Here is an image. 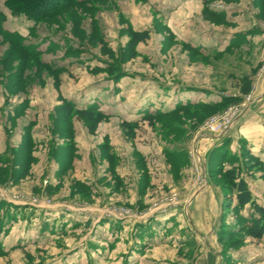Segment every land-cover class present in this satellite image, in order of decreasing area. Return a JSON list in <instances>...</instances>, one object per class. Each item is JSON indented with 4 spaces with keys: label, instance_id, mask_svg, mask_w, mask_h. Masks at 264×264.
I'll return each instance as SVG.
<instances>
[{
    "label": "rangeland",
    "instance_id": "obj_1",
    "mask_svg": "<svg viewBox=\"0 0 264 264\" xmlns=\"http://www.w3.org/2000/svg\"><path fill=\"white\" fill-rule=\"evenodd\" d=\"M0 10L5 12L3 28L17 30L25 43L37 46L42 61L51 67L37 73L32 60L26 84L13 86L9 69L1 65L9 44L0 35V167L18 171L27 129L34 138L28 175L6 181L0 172V201L5 202L0 216L8 228L4 242L15 243L12 250L0 247V264H95L96 260L110 264L143 259L149 264H195L212 231L198 232L195 221L188 218L192 196L209 182L222 191L225 181L219 173L211 175L207 163L219 141L204 153L201 134L222 138L220 144L229 139L231 160L225 167H240L249 187V181L257 182L264 194V167L246 168L243 148L248 145L235 136L239 119L256 102V91L260 86L264 89V17L259 15L258 0H90L40 22L25 13L12 14L4 0H0ZM135 30H149L151 36L125 56L121 50ZM95 36L105 40L106 51L98 41L90 40ZM230 44L235 46L227 50ZM111 63L124 72L118 81L108 71ZM53 70L59 73V88ZM245 76L252 81V89L243 94ZM197 87L232 99L205 111L197 108L184 113L175 118L172 129L160 120L153 124L142 120L141 109L151 105L166 109L189 99ZM60 96L80 109L96 104L108 116L91 133L89 123L76 110L69 122L64 121ZM258 106L264 107V101ZM225 113H237L227 130L217 134L203 129L208 118ZM125 119L139 122L133 136L127 135ZM174 145H183L186 152L180 164L190 170L183 177L165 151ZM139 149L151 154L142 156L143 162ZM143 163L149 165V179ZM188 184L192 193L186 195ZM43 203L52 204V210L46 213L40 208ZM61 203L73 207L88 203L85 206L91 210L79 209L86 215L78 216L63 210ZM95 206L98 209H92ZM178 206L187 212L182 220L171 215L147 230L154 240L145 244L151 250L144 256L140 239L131 236V221L148 209L158 216ZM126 209L129 214L123 213ZM95 210L107 212L114 220H128L131 228L113 233L102 225L101 231H95L93 221L86 220ZM178 221L184 225L183 232ZM167 222L171 232L166 231ZM228 222L235 221L231 217ZM167 233L171 238L162 242L167 245L154 248ZM191 234L198 237L195 247ZM238 249L242 250L236 259L231 252L237 249H231L223 264H264V239L257 242L246 235ZM155 257L169 259L156 261Z\"/></svg>",
    "mask_w": 264,
    "mask_h": 264
},
{
    "label": "trees",
    "instance_id": "obj_2",
    "mask_svg": "<svg viewBox=\"0 0 264 264\" xmlns=\"http://www.w3.org/2000/svg\"><path fill=\"white\" fill-rule=\"evenodd\" d=\"M88 1L90 0H4V4L12 14L25 13L31 20L40 22L55 19L62 12L72 9L74 6H85ZM258 5L259 15L264 17V0H258ZM208 12L215 14L216 11L208 9ZM4 14L5 12L0 10V35H2L3 41L8 42L9 46L5 57L2 59L1 65L2 68L9 69V79L12 85L19 84L24 86V84H26V77L28 76V68L32 67V60H35L36 62L37 73H41L44 68L51 69V67L42 61V52L37 46L25 43L24 36L18 33L17 30H8L3 28L2 22L5 16ZM237 35L242 37L243 33H238ZM150 36L149 30L133 31L126 47L121 50L123 55L125 54L126 56L136 52L138 43L146 42ZM90 40L98 41L97 43H100L106 51L107 45L102 37H90ZM234 46L235 45L231 46L230 44L227 47V50L233 49ZM191 49L194 50L193 47ZM107 53L110 55L114 54L111 49H107ZM115 65V63H111L108 71L118 81L123 76L124 72L120 70L118 65V68L115 69ZM53 72L56 74V85L57 88H59V73L56 70H53ZM244 79L245 84L242 88V93L246 94L252 89V81L247 76H245ZM12 85L11 87L14 86ZM60 98L63 100V103L59 109L64 112V121L69 122L76 110L78 111L79 116L84 117L89 123V131L91 133H94L99 123L108 116V114L101 110L96 104H89L80 109L76 107V104L72 100L62 96H60ZM231 99V96H223L219 103H194L190 101L178 102L172 109L167 111H163L161 108L152 109L151 107H148L142 110L141 117L142 120L149 122V124H153L156 120L163 121L165 126L172 129L176 127L173 123L175 118L180 117L182 114L190 113L197 108H203L205 111L210 107L220 106ZM122 124L127 129V135L129 137L134 135V131L139 126L138 121H129L126 119ZM33 143L34 138L31 129L29 128L23 135L22 145L20 147L23 153V157L21 156L19 158L22 163L20 169L18 171L13 169L9 172L8 169L4 170L0 167L2 175H4L5 178L7 177L6 181L14 179L20 180L28 175L34 159L31 152ZM229 143L230 140L225 139L223 143L212 148L208 154L207 161L210 174L214 175V173H219L225 179L224 183L221 185L223 202L217 235L218 241L222 246L221 254L226 263L228 262L229 251L231 249L240 248L245 243L246 235L258 241L264 238V205L258 202L255 198L248 183L242 175L243 171H241L240 167H237L235 164L231 165V167H225V163L230 162L231 160L228 149ZM165 151L169 158L173 161V165H175L176 168L181 169L182 165L180 164V157L186 156L183 145L175 148L165 147ZM137 154L140 155L143 162L142 153L138 151ZM243 157L246 158L247 169L252 168L254 166L253 164L258 165L261 168L264 167V161L259 156L253 154L246 147L243 148ZM110 167L112 168V165ZM141 167L144 169L145 177L149 179L146 164L143 163V166ZM113 171H115V169H113ZM83 186H85V184ZM2 203L5 202L0 201V208L3 205ZM247 206L249 207V213L245 215L244 210ZM231 217L234 219V223L228 222V219ZM7 232L8 228L5 225L3 217L0 216V237L5 236ZM191 239L192 244L195 247L196 239L194 234L190 235V240ZM182 246L183 245L179 248L180 250L183 249Z\"/></svg>",
    "mask_w": 264,
    "mask_h": 264
},
{
    "label": "crops",
    "instance_id": "obj_3",
    "mask_svg": "<svg viewBox=\"0 0 264 264\" xmlns=\"http://www.w3.org/2000/svg\"><path fill=\"white\" fill-rule=\"evenodd\" d=\"M193 91L194 92L190 95L189 99H185V100H182L180 102L190 101V102H194V103H197V102H204V103H217L218 102L219 103L223 97L222 95H219V94L214 95L213 89H208L205 87L204 88L203 87L202 88L197 87V88L193 89ZM256 92L258 93L256 95V99H255L256 102L239 119L235 136L239 137V138L242 137V141L248 145V148L250 150H252V152L256 156H259L264 161V107H259V106L257 107V104L264 101V89H261V86H260L258 88V91H256ZM176 104H174V105H172L166 109L161 108V107H154L152 105H151V108L152 109L161 108L163 111H167V110L172 109ZM148 107H150V106H148ZM148 107H145V108H148ZM142 110L143 109H141L140 112H142ZM144 122H145V120H144ZM216 141H219L218 144H220V142L222 141V138L216 139L215 137H212V135L211 136L206 135V134L200 135V144H201L203 151H205L204 153H206V151L211 146L212 147L215 146ZM235 143L236 142L233 140V143L231 144L233 149H236ZM175 147H178V146H175V145L173 147L169 146V148H175ZM139 150L141 151L142 155L145 156V158H147L148 156L151 155V154L149 155V152H146V151L143 152L141 149H139ZM148 166H147V169H148ZM117 169L119 170V167H117ZM174 169L176 170V173L180 177L181 176L183 177V175L190 170L189 168H187V166L185 168L183 167L181 169L174 167ZM118 173L121 176L124 175L120 171H118ZM97 181H99V180H97ZM127 182L128 181H125V183H127ZM249 184H250V187H252L251 188L252 192H253L255 198L257 199V201L264 205V196H263L264 194H263V191L259 188L258 183L257 182L252 183V181H249ZM96 185L100 188V185L98 183ZM257 188L259 189L258 191H261L263 195L261 194L259 196L258 194H256L255 189L257 190ZM187 190H188L187 193L185 192L186 195L192 193V188L189 187V184L187 185ZM96 191H100V190H96ZM143 201H146V200H143ZM222 202H223V193H222L220 187L216 183H213V182L212 183L209 182V185L207 187H204L203 189L196 192L194 194V196H192L191 206L189 207L190 215L188 216V218L190 220L193 219L195 221V224H196L195 230H197L198 232H200L202 234L203 233L206 234V233H209L212 231L211 237H209L208 239H205L206 246H203L200 248V255H198L197 261L195 264H223V262L226 263L223 260V257L220 255L222 246L218 241L217 231L214 232L215 227H217V224H219V222H217V221L219 220ZM85 204H88V203H85ZM85 204L84 203L81 204V205H83V207H73V206L69 205L68 203H61L60 207H62V209L65 211L71 212L72 214L78 215L79 213H82V214L86 215L84 213V211L86 210L87 212H90L88 210H91V209H90V207H86ZM51 205L52 204H50V203H48V204L43 203V205H41L40 208L46 209L45 211L47 213V210L48 211L52 210ZM56 207H58V205H56ZM96 207L97 206L92 207V209H98ZM79 209H84V211L79 210ZM99 210H101V208H99ZM80 211H82V212H80ZM185 211H186L185 209H184V212L180 211V208L178 206L177 209L174 208L173 211H172V209L169 210L166 213V214H168L167 216H165L166 214L157 216V215H155V213H150V211L148 209V210L141 212L139 216H136V218H135L136 220L131 221V223L133 224V228L131 229V236H135V241H138V239H140L141 244H143L142 245L143 251L141 250L142 251L141 253H144V256L148 255L150 250H151L149 248V246H146L145 244H147L148 241H150L151 239L154 240V238H151L153 234L148 233L147 230L148 229H155L156 228L155 224H159L161 218H166L168 216L170 217L171 215L173 216L171 218L175 217L178 220H180V219L182 220L183 214L187 213ZM75 212H77V213H75ZM248 213H249V207L247 206L244 210V214L246 215ZM56 214H59V213H56ZM39 215H41L40 211H39ZM70 218H72V216L68 217V219H70ZM137 218H139V219H137ZM86 220H87V222L89 221V223H92V221H93V224H94L93 226H94L95 231L98 228L101 231L102 230L101 228L103 227L102 225H104V227L108 226L109 230H111L113 233H115V232L118 233V230H123L124 228H127V226L129 225L128 220L123 221L121 219H116V218L114 220V219H112L111 216L107 215V212L105 215L103 213V211L98 212L96 210L94 211V213H88V217L86 218ZM178 222L179 223H177V224L179 225V229L182 230L184 228V225L182 222H180V221H178ZM169 224H170V222H167V225H166L167 226V228H166L167 232L172 231L171 228H169L170 227ZM136 226H138V228H136ZM117 227L119 229H117ZM128 228H131V227L128 226ZM185 228H188V225ZM138 229H140V230H138ZM182 232H183V230H182ZM5 237H6V235L0 237V247L4 248L6 250L7 249L12 250L13 246H15L14 245L15 243L4 242ZM194 237H195L196 242H197L198 241L197 235H194ZM169 238H171V236H169L167 233V237L163 238L160 241L158 240L157 243L153 244L154 248L163 247V246L167 245V244L162 243V242H165V239L169 240ZM105 240L106 239L104 238V241ZM180 240H181V238H180ZM262 240H260V241L256 240V241L261 242ZM168 245H170V244H168ZM115 247H117V246H115ZM179 248H180V246H179ZM238 250H242V249H237V250L231 252V257L233 258V260H235L236 257L238 256V252H239ZM155 259H156V261H159L162 259H169V258L159 259L158 257H155ZM106 261L108 262L109 260H106ZM95 264H105V260L104 261L96 260ZM110 264H149V262H147L144 259L139 260V261L136 260L133 262H129V261L123 262L122 260H117V261L111 262Z\"/></svg>",
    "mask_w": 264,
    "mask_h": 264
},
{
    "label": "built area",
    "instance_id": "obj_4",
    "mask_svg": "<svg viewBox=\"0 0 264 264\" xmlns=\"http://www.w3.org/2000/svg\"><path fill=\"white\" fill-rule=\"evenodd\" d=\"M237 113H225L223 115H213L207 119L203 129L210 133H221L227 130L236 120ZM172 200H168V203H172ZM123 213L129 214V210H124Z\"/></svg>",
    "mask_w": 264,
    "mask_h": 264
}]
</instances>
